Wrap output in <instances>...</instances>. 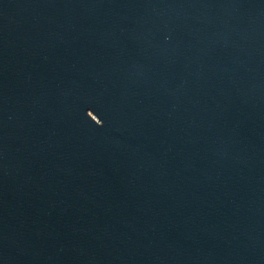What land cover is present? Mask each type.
Segmentation results:
<instances>
[{"label":"water","instance_id":"95a60500","mask_svg":"<svg viewBox=\"0 0 264 264\" xmlns=\"http://www.w3.org/2000/svg\"><path fill=\"white\" fill-rule=\"evenodd\" d=\"M0 264H264V0H0Z\"/></svg>","mask_w":264,"mask_h":264}]
</instances>
